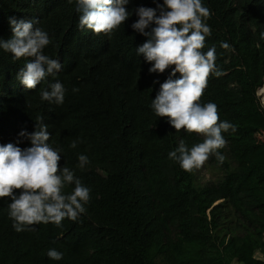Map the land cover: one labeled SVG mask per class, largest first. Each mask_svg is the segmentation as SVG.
I'll list each match as a JSON object with an SVG mask.
<instances>
[{
    "label": "trees",
    "instance_id": "1",
    "mask_svg": "<svg viewBox=\"0 0 264 264\" xmlns=\"http://www.w3.org/2000/svg\"><path fill=\"white\" fill-rule=\"evenodd\" d=\"M157 3L163 0H130L124 24L97 34L79 27L77 0H0V38L13 36L9 17L34 21L51 41L44 54L62 65L28 89L17 74L34 57L0 48V145L30 147L19 134L43 117L60 167L90 189L76 221L20 232L10 198H0V264H264V142L256 138L264 134V0H202L211 13L202 51L215 47L223 75H210L199 102L215 103L220 121L235 127L222 132L223 163L215 155L205 162L221 173L205 184L195 168L185 171L168 157L181 141L191 148L203 135L176 131L151 108L174 66L150 73L152 64L137 54L148 38L132 24L136 8ZM56 82L65 89L62 104L41 98ZM82 154L89 160L83 168ZM50 249L62 259L49 258Z\"/></svg>",
    "mask_w": 264,
    "mask_h": 264
},
{
    "label": "clouds",
    "instance_id": "2",
    "mask_svg": "<svg viewBox=\"0 0 264 264\" xmlns=\"http://www.w3.org/2000/svg\"><path fill=\"white\" fill-rule=\"evenodd\" d=\"M129 3L130 0H77V11L81 13L79 27L97 34L111 33L131 15L126 8ZM135 13L138 20L132 28L148 38L137 48V54L152 64L149 72L164 73L174 66L169 77L160 84L151 108L157 116L167 117L176 131L185 129L204 137L203 142L191 148L181 141L175 150L169 152V159L178 162L188 172L202 167L211 155L223 163L225 158L218 151L226 145L222 132L235 131V127L227 121H220L215 103L199 102L210 75H223L216 66L215 47L206 53L202 51L206 37L211 35L205 22L211 15L210 10L203 6L202 0H163V4L157 3L156 8L141 6L135 9ZM34 23L9 17L13 36L7 41L0 38V48L15 58L34 57V61L28 62L17 74L28 89H35L62 67L58 59L44 54L43 49L51 41L45 31L34 27ZM221 47L229 49L230 45L221 42ZM177 73L179 78L173 79ZM49 88L41 91L42 100L62 104L63 85L56 82ZM37 121L33 132L21 131L19 134L30 141V147L17 146L20 141L0 145V198H10L9 216L17 232L37 223L51 222L61 226L65 218L76 221L86 211L84 204L90 199V189L68 167H60L61 150L48 143L50 133L43 117H37ZM76 146L74 141L71 147ZM78 159L81 168L89 163L86 155H79ZM68 185H74V188L65 193L63 189ZM47 255L60 260L63 254L50 249Z\"/></svg>",
    "mask_w": 264,
    "mask_h": 264
},
{
    "label": "rangeland",
    "instance_id": "3",
    "mask_svg": "<svg viewBox=\"0 0 264 264\" xmlns=\"http://www.w3.org/2000/svg\"><path fill=\"white\" fill-rule=\"evenodd\" d=\"M258 95L260 96L262 102H264V85L263 87L258 91ZM257 142H264V134L261 132L256 134ZM195 173L199 179L200 184H205L206 182H212L216 181L221 173L217 171L216 169L209 167L208 165L204 164L202 167L195 169ZM259 257H264L260 256Z\"/></svg>",
    "mask_w": 264,
    "mask_h": 264
}]
</instances>
